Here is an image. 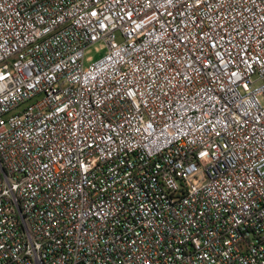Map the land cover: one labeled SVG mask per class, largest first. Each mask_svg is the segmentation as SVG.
<instances>
[{
  "label": "built area",
  "instance_id": "obj_1",
  "mask_svg": "<svg viewBox=\"0 0 264 264\" xmlns=\"http://www.w3.org/2000/svg\"><path fill=\"white\" fill-rule=\"evenodd\" d=\"M0 264H264V0H0Z\"/></svg>",
  "mask_w": 264,
  "mask_h": 264
},
{
  "label": "rangeland",
  "instance_id": "obj_2",
  "mask_svg": "<svg viewBox=\"0 0 264 264\" xmlns=\"http://www.w3.org/2000/svg\"><path fill=\"white\" fill-rule=\"evenodd\" d=\"M119 41H121L120 37ZM105 51L106 47L104 43H99L89 48L86 52V64H90L91 61L100 59L105 54Z\"/></svg>",
  "mask_w": 264,
  "mask_h": 264
}]
</instances>
